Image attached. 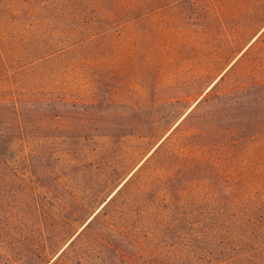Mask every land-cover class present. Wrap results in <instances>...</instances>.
<instances>
[{
    "label": "trees",
    "instance_id": "obj_1",
    "mask_svg": "<svg viewBox=\"0 0 264 264\" xmlns=\"http://www.w3.org/2000/svg\"><path fill=\"white\" fill-rule=\"evenodd\" d=\"M216 79L148 125L137 122L128 133L111 126L117 142L137 137L144 146L129 169L116 172L83 156L91 136L59 131L66 123L91 130L94 104L54 92L0 91V188L8 193L0 196V239L4 231L11 236L0 258L6 264H260L251 219L239 225L227 205L181 200L189 183L231 188L240 150L264 129V83L225 88L226 73ZM62 142L77 148L71 158L87 176L79 191L88 193L77 191L76 202L60 183L46 185L38 176L43 166L59 170L49 169L47 145ZM121 204L126 210L117 222ZM143 238L169 249L146 252Z\"/></svg>",
    "mask_w": 264,
    "mask_h": 264
},
{
    "label": "rangeland",
    "instance_id": "obj_2",
    "mask_svg": "<svg viewBox=\"0 0 264 264\" xmlns=\"http://www.w3.org/2000/svg\"><path fill=\"white\" fill-rule=\"evenodd\" d=\"M225 73V88L264 83V0H0V91L54 92L94 104L91 130L66 123L59 131L91 136L83 156L104 160L111 172L126 171L144 151L137 137L117 142L111 126L128 133L137 122L148 125L182 109ZM47 147L49 169L59 170L49 173L43 166L40 181L60 183L76 202L87 180L71 158L77 148L64 142ZM240 157L233 188L189 183L181 200L227 205L239 225L251 219L255 256L264 264V129L250 136ZM121 207L114 212L117 222L126 210ZM3 234L0 255H7L11 236ZM143 241L146 252L169 249Z\"/></svg>",
    "mask_w": 264,
    "mask_h": 264
}]
</instances>
